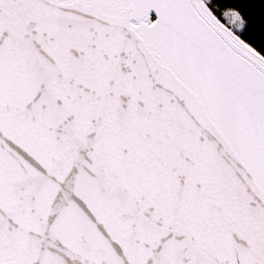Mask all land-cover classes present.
<instances>
[{"label":"snow or ice","instance_id":"snow-or-ice-1","mask_svg":"<svg viewBox=\"0 0 264 264\" xmlns=\"http://www.w3.org/2000/svg\"><path fill=\"white\" fill-rule=\"evenodd\" d=\"M0 264H264V0H0Z\"/></svg>","mask_w":264,"mask_h":264}]
</instances>
